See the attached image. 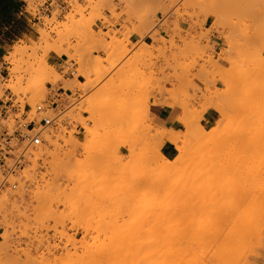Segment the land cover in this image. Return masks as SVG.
<instances>
[{
	"label": "rangeland",
	"instance_id": "374dc122",
	"mask_svg": "<svg viewBox=\"0 0 264 264\" xmlns=\"http://www.w3.org/2000/svg\"><path fill=\"white\" fill-rule=\"evenodd\" d=\"M43 2L25 0L31 33L7 45L0 97L11 91L44 104L47 85L60 81L72 94L50 113L48 153L21 172L30 190L0 193V264H151L167 204L179 216L169 232L202 239L194 255L205 264H264V0H71L50 16ZM134 32L153 42L130 43ZM213 32L224 39L220 48L210 43ZM51 52L68 57L61 72L46 63ZM69 72L73 80L64 79ZM154 94L182 110L180 133L187 121L197 135L182 138L187 158L168 191V179L155 178L166 165L162 139L171 128L149 115L144 102ZM209 108L218 120L207 131L225 122L215 145L199 140Z\"/></svg>",
	"mask_w": 264,
	"mask_h": 264
},
{
	"label": "built area",
	"instance_id": "2783aa9c",
	"mask_svg": "<svg viewBox=\"0 0 264 264\" xmlns=\"http://www.w3.org/2000/svg\"><path fill=\"white\" fill-rule=\"evenodd\" d=\"M43 1L42 13L50 16L56 6L63 13L71 0ZM53 103L48 100L32 106L17 99L11 91L0 97V193L29 189L30 183L21 172L32 164L36 154L51 146L44 133L56 118L50 114L55 110Z\"/></svg>",
	"mask_w": 264,
	"mask_h": 264
},
{
	"label": "bare ground",
	"instance_id": "6f19581e",
	"mask_svg": "<svg viewBox=\"0 0 264 264\" xmlns=\"http://www.w3.org/2000/svg\"><path fill=\"white\" fill-rule=\"evenodd\" d=\"M217 15V14H216ZM218 23V22H217ZM221 23V22H220ZM43 35L45 36V33L43 32ZM252 41H254V40H252ZM256 45V44H255ZM259 49V48H258ZM263 49V48H262ZM234 50V49H233ZM259 51V50H258ZM226 53H228L227 51H225ZM224 52V53H225ZM255 52V51H254ZM261 52V51H260ZM226 55V54H225ZM228 56V55H227ZM227 56H225L226 58H227ZM224 57V56H223ZM222 57V58H223ZM225 58V59H226ZM230 58V57H229ZM228 58V59H229ZM217 61V60H216ZM220 61H222L221 59H220ZM219 63V62H218ZM261 64V63H260ZM49 67L50 68H52V66H50L49 65ZM264 67V66H263ZM258 70V69H257ZM260 71H262V70H258V71H254V72H259L260 73ZM97 71L96 70H94L93 71V73H96ZM30 73H31V71H30ZM92 73V74H93ZM91 74V75H92ZM256 74V73H255ZM254 74V75H255ZM263 74H264V72H263ZM260 75H262V74H260ZM251 76H252V73H251ZM257 76H259V75H257ZM256 76V78H258ZM263 77V76H262ZM223 78H225L226 80H228L226 77H223ZM260 79V78H259ZM262 82V81H261ZM263 84H261V86H262ZM259 86V87H258ZM258 90H256V92L258 91L259 92V94H258V99H260L259 98V95H260V93L262 92V91H259V89H261L260 88V84H258ZM256 87V88H257ZM255 88V87H254ZM253 88V89H254ZM264 89V88H263ZM264 92V91H263ZM254 94H255V90H254ZM248 96V95H247ZM251 96H253V95H251ZM255 96V95H254ZM256 97H257V95H256ZM252 98V97H251ZM255 97H253L252 99H254ZM248 99V98H247ZM246 99V100H247ZM263 99V98H262ZM151 99H149V101H150ZM244 100V99H243ZM144 102L145 103V105L147 106V111L149 112V103L150 102ZM154 102H158L159 100L158 99H154L153 100ZM253 102V101H252ZM262 101H260V103H261ZM258 104V103H257ZM257 106V105H256ZM255 106V107H256ZM259 106V105H258ZM262 106V105H261ZM221 107V106H220ZM223 107V106H222ZM221 107V108H222ZM255 107H254V110H255ZM264 107V106H263ZM218 108V107H217ZM224 108V107H223ZM257 108V107H256ZM257 112H258V108H257ZM261 112V111H260ZM259 113V112H258ZM257 113V114H258ZM256 114V113H255ZM262 114V113H261ZM261 114H259V115H261ZM149 115H150V113H149ZM153 119H155L154 118V116H153ZM259 119V118H258ZM261 119H263V116H262V118ZM186 126H187V128H186V131H184V132H182V133H180L179 132V130H175V129H173V128H171V131H168V132H166L165 134H164V136H163V139H162V141H163V144L165 143V142H167V141H169V142H171V143H173L174 145H175V147H176V149L178 150V154H177V156H176V158L175 159H173V160H171L170 158H168V157H166L164 154L162 155V158H163V161H165V166H164V168H163V172H162V175H158L157 174V176H156V178L155 179H159L160 180V178L161 179H168V183L166 184V185H164V190H166L167 189V191H168V189H171L170 187L172 186H174V181H175V177L173 176L174 175V172H176V170H178V167H180V165L179 164H181V163H183L184 161L183 160H185L187 157V154H186V146L185 145H183L181 142H183L184 140L182 139V138H187V137H191V136H195V138H196V136L197 135H195V131H194V128H193V126L191 125V124H189L187 121H186ZM261 127V126H260ZM200 129H201V133H202V135H201V137H200V142L202 141L203 142V144H214L215 145V143L217 142V140H218V137H220L221 135H222V133H223V131H224V129H225V122H223L222 123V125H221V127L220 128H216V129H213V130H211V131H207L206 129H204L203 127H200ZM197 132V131H196ZM200 132V131H199ZM254 133V132H253ZM256 133V132H255ZM249 134H251V133H249ZM246 135V134H245ZM248 135V134H247ZM263 135V134H262ZM260 136V135H259ZM250 137V136H249ZM263 137V136H262ZM48 138V137H47ZM239 138V137H238ZM243 138V137H242ZM247 138V137H246ZM259 138V137H258ZM197 139H198V137H197ZM244 139H245V137H244ZM49 140V139H48ZM242 140V139H241ZM241 140H239L240 142H242ZM252 140V139H251ZM254 140H255V138H254ZM198 141V140H197ZM245 141H247V140H245ZM244 141V142H245ZM53 142V141H52ZM238 142V141H237ZM243 142V143H244ZM237 144V143H236ZM247 144V143H246ZM251 144H252V142H250V144L248 143L247 145H250L251 146ZM259 144H261V143H259ZM259 144H258V146H259ZM199 145V144H198ZM207 145H205V147L207 146ZM240 145H242L241 143H240ZM239 145V146H240ZM246 145V146H247ZM255 144L253 143V146H254ZM263 145V144H262ZM89 146H92V144L91 145H89ZM204 146V145H203ZM246 146H244V147H246ZM252 146V147H253ZM204 147V148H205ZM210 147V146H209ZM237 147H238V144H237ZM252 147H249V148H252ZM211 148V147H210ZM240 148V147H239ZM256 148V147H255ZM198 149V148H197ZM242 149H243V146H242ZM246 149H247V147H246ZM259 149V148H258ZM205 150H207L206 148H205ZM209 151H210V149H208ZM254 150H256V149H254ZM253 150V151H254ZM202 151H204V150H202ZM202 151H199L200 153L202 152ZM243 151H246V150H243ZM206 152V151H205ZM214 152V151H213ZM262 152V151H261ZM48 152H46V154H47ZM204 153V152H203ZM242 153V152H241ZM243 153H245V152H243ZM247 153V152H246ZM249 153V152H248ZM252 153V152H251ZM45 154V152H41L40 154H36L35 155V157H39V156H42V155H44ZM205 154V153H204ZM210 153H208V155H209ZM253 154H256V152H254ZM258 154V153H257ZM257 154H256V157H257ZM264 154V153H263ZM54 155V153H50V156H53ZM56 155V154H55ZM196 155V154H195ZM203 155V154H202ZM213 155H215V154H213ZM238 155H239V153H238ZM262 155V154H261ZM197 156V155H196ZM212 156V155H211ZM216 156V155H215ZM235 156V155H234ZM243 156V155H242ZM248 156H251L250 154H248ZM263 156V155H262ZM186 157V158H185ZM205 157V156H204ZM209 157V156H208ZM259 157V156H258ZM185 158V159H184ZM201 158V157H200ZM230 158V157H229ZM245 158V157H244ZM253 158V157H252ZM263 158H264V156H263ZM262 158V159H263ZM213 159H214V157H213ZM250 159V158H249ZM256 159V158H255ZM258 159H260V158H258ZM261 159V160H262ZM36 160V159H35ZM47 160V159H46ZM206 160H207V158H206ZM205 160V161H206ZM232 160V159H231ZM230 160V161H231ZM240 160V159H239ZM238 160V161H239ZM246 161H248L247 160V158L245 159ZM254 160V159H253ZM264 160V159H263ZM203 161V160H202ZM226 161H228V160H226ZM238 161H237V164H238ZM257 161V160H256ZM259 162V161H258ZM263 162V165H264V161H262ZM33 163V162H32ZM229 163H231V166L233 165V162H229ZM228 163V164H229ZM241 163V162H240ZM243 163H245V162H243ZM256 163V162H255ZM227 164V163H226ZM227 164V165H228ZM259 164H262V163H259ZM225 165V164H224ZM226 165V168L228 167ZM249 165V164H248ZM222 166V165H221ZM234 166V165H233ZM241 166V165H240ZM230 167V166H229ZM235 167V166H234ZM245 167H247V166H245ZM248 168H249V166H248ZM248 168H247V170H248ZM264 168V167H263ZM262 168V169H263ZM236 170H238L237 168H235ZM240 169H242V170H244L243 169V166H242V168H240ZM246 169V168H245ZM261 169V170H262ZM230 170V169H229ZM228 169H227V171H229ZM234 169H232V171H233ZM235 170V173H238L237 171ZM241 170V171H242ZM258 170H260L259 168H258ZM226 171V172H227ZM240 171V172H241ZM250 171V170H249ZM252 171V170H251ZM226 172H224V173H226ZM164 174V175H163ZM231 174H233V172L231 173ZM240 174V173H239ZM228 175V174H227ZM234 175V174H233ZM241 175V174H240ZM176 176V175H175ZM225 176V175H224ZM224 176H223V178H224ZM230 176V175H229ZM252 176V175H251ZM177 177V176H176ZM226 177V176H225ZM178 178H180V177H178ZM220 179H222L221 177H219V180ZM225 179H227V180H224L225 181V184L228 182V176H227V178H225ZM135 180H136V178H135ZM138 180V179H137ZM231 180H232V178H231ZM241 180V179H240ZM221 181V180H220ZM219 181V182H220ZM224 181H222V182H224ZM227 181V182H226ZM233 181V180H232ZM255 182V181H254ZM163 183H164V181H163ZM245 183V182H244ZM224 184V186H222V188L224 187H226L227 185H225ZM235 184V183H234ZM218 185H219V183H218ZM221 185V184H220ZM176 186V185H175ZM229 186V185H228ZM227 186V187H228ZM231 186V185H230ZM234 186V185H233ZM232 186V187H233ZM243 186V185H242ZM168 187V188H167ZM221 187V186H220ZM219 187V188H220ZM235 187V186H234ZM237 187H238V185H237ZM229 188V187H228ZM243 190H244V186H243V188H242ZM30 190V189H29ZM236 190V189H235ZM240 190V189H239ZM247 190V189H246ZM259 190H262V189H259ZM263 192H264V190H262ZM225 192V191H224ZM239 192V191H238ZM241 193H243V192H241ZM262 193V192H261ZM20 194V193H19ZM232 194H234V192L232 193ZM239 194V193H238ZM255 194V193H254ZM259 194H260V191H259ZM17 195V194H16ZM256 195H258V194H256ZM262 195V194H261ZM2 196V195H1ZM32 196V195H31ZM234 196V195H233ZM240 196V195H239ZM238 196V197H239ZM248 196V195H247ZM262 196H264V195H262ZM237 197V196H236ZM241 197V196H240ZM257 197V196H256ZM261 196L259 195V197L257 198V199H259ZM235 198V197H234ZM242 198H244V197H242ZM23 199V198H22ZM228 199V198H227ZM261 199V198H260ZM11 200H13V199H11ZM21 200V199H20ZM8 201V200H7ZM15 201V200H14ZM13 201V202H14ZM242 201V200H241ZM259 201V200H258ZM260 201H262V200H260ZM20 202V201H19ZM254 202V201H253ZM7 203V202H6ZM231 203V202H230ZM260 203V202H259ZM263 203H264V200H263ZM262 203V204H263ZM12 204V203H11ZM17 204V203H16ZM248 204V203H247ZM237 205H238V203H237ZM255 205V204H254ZM264 205V204H263ZM6 206V205H5ZM8 207V206H7ZM248 209V208H247ZM253 209V208H252ZM262 209V208H261ZM2 210V209H1ZM250 211V210H249ZM160 218H159V222H158V225H160V230H159V234H157L158 236V239L157 240H155L156 242H155V245H154V251L152 252V256H151V259H152V263L153 264H205V262H204V260L203 259H200V258H202V257H200L199 259L194 255V253H195V251H196V249H195V245L196 244H198V242H202L199 238V240L198 239H191V238H189L184 232L183 233H181V235H179V236H177V235H175L174 233H171V232H169V230H168V228H170V227H172L173 225H175V224H177V220H178V218H179V216L177 215V212H176V207L175 206H172V205H165L163 208H161L160 209ZM251 213V212H250ZM249 213V214H250ZM7 215V214H6ZM258 215H261L262 217H263V215L260 213V214H258ZM181 218V217H180ZM253 218V217H252ZM251 220V219H250ZM38 221V220H37ZM262 221V220H261ZM252 222V221H251ZM181 224V223H180ZM256 224V223H255ZM179 225V224H178ZM177 225V226H178ZM254 225V224H253ZM260 225H262V224H260ZM243 226V225H242ZM183 228V227H182ZM255 228V227H254ZM181 229V228H180ZM184 229V228H183ZM256 230V229H255ZM260 231V230H259ZM258 231V232H259ZM232 232V231H231ZM203 233V232H202ZM238 233V232H237ZM250 233V232H249ZM178 234V233H177ZM199 234H201V233H199ZM236 234V233H235ZM255 234V233H254ZM177 236V237H176ZM198 236V235H197ZM202 236V235H201ZM239 236V235H238ZM199 237H200V235H199ZM225 237V236H224ZM257 237V236H256ZM204 238V237H203ZM232 238V237H231ZM219 240V239H218ZM232 240V239H231ZM224 241V240H223ZM204 242V241H203ZM217 242H219V241H217ZM256 242V241H255ZM195 243V244H194ZM207 243V242H206ZM225 242H223V245H225L224 244ZM227 243V242H226ZM235 243V242H234ZM199 244H201V243H199ZM215 244H217V243H215ZM222 244V243H221ZM228 244V243H227ZM231 244V243H230ZM243 244V243H242ZM223 245H222V247H223ZM197 246V245H196ZM201 246V245H200ZM234 246V245H233ZM202 247H204V245L202 246ZM227 247V246H226ZM232 247V246H231ZM237 247V246H236ZM197 248V247H196ZM206 248V247H205ZM213 248V247H212ZM218 248V247H217ZM221 247H219V249H220ZM224 248V247H223ZM223 248H222V250H223ZM228 248V247H227ZM194 249H195V251H194ZM201 249V248H200ZM199 249V250H200ZM216 249V248H215ZM234 249H236V248H234ZM243 249V248H242ZM192 250H193V252H192ZM198 250V249H197ZM239 250H241V248L239 249ZM215 251V253L218 251V255H220V254H224L223 253V251L220 253V251L219 250H214ZM214 251H212L211 252V254L213 255V253H214ZM209 252H210V250H209ZM228 252H230V251H228ZM235 252V251H234ZM242 252V251H241ZM198 253H199V251H198ZM227 253V252H226ZM206 254H208L207 253V251H206ZM217 254H214L213 255V258H216L217 257ZM228 254V253H227ZM240 254V253H239ZM238 254V255H239ZM211 255V256H212ZM216 255V256H215ZM201 256H204V255H201ZM206 256V255H205ZM229 256V255H228ZM220 257H222V258H220ZM239 257H240V255H239ZM212 258V257H211ZM218 259H223V256H218L217 257ZM210 259V258H209ZM226 259V258H225ZM216 260V259H215ZM224 260V259H223ZM221 260H219V262H220ZM227 261H229V260H227ZM209 262V261H208ZM151 263V264H152ZM224 263V262H223ZM213 264V263H212ZM221 264V263H220Z\"/></svg>",
	"mask_w": 264,
	"mask_h": 264
},
{
	"label": "crops",
	"instance_id": "0c3cea01",
	"mask_svg": "<svg viewBox=\"0 0 264 264\" xmlns=\"http://www.w3.org/2000/svg\"><path fill=\"white\" fill-rule=\"evenodd\" d=\"M13 2V7L4 12L7 9V3L3 0H0V60L8 53L9 47L7 45L11 44L16 40L20 39V36L25 34H30L31 20L27 15H24V9L26 8L25 0H10ZM158 18H160V13H157ZM213 23L212 16H208L205 20V28L208 29ZM181 27L183 29H188L190 27V22H181ZM102 26L101 21H97L93 26L94 31H98ZM237 33V31L235 32ZM159 35H163V32L160 31ZM129 42L132 44H137L143 42L145 44H151L153 42L152 37L146 34L142 37L138 32H134L129 37ZM210 43L216 44V48H220L224 44V39L220 36L218 32H213L210 36ZM93 55L104 56L102 50H94ZM46 62L48 65L57 71H62L63 67L68 61L66 55H58L55 52H51L47 57ZM72 62V61H71ZM72 64L76 66L75 60ZM65 80H73V72H69L64 76ZM78 80L82 82V77H78ZM64 82L60 81L58 87H53L52 84H48L47 88L50 90L48 94V100L54 102L52 104L53 108L56 109L59 106L60 100L62 102V97L64 94H72L70 89H66L63 86ZM154 99H158V102H154ZM63 103V102H62ZM163 100L154 94L151 96L149 103V113L150 116L155 119H159L157 122H160L166 128H173L175 130H183V124L180 122L179 117L182 113V110L175 105H162ZM218 120V113L214 108H209L203 114L201 125L206 128H211L215 126L216 121ZM161 153L166 157L172 159L176 155V147L173 143L167 141L161 147Z\"/></svg>",
	"mask_w": 264,
	"mask_h": 264
},
{
	"label": "trees",
	"instance_id": "16d2710c",
	"mask_svg": "<svg viewBox=\"0 0 264 264\" xmlns=\"http://www.w3.org/2000/svg\"><path fill=\"white\" fill-rule=\"evenodd\" d=\"M3 1H5V2L7 3V9L4 10V12L10 10V9L14 6V5H13V2L10 1V0H3Z\"/></svg>",
	"mask_w": 264,
	"mask_h": 264
}]
</instances>
